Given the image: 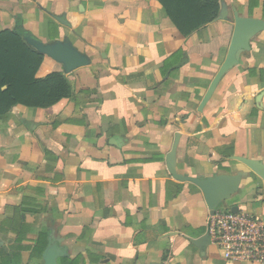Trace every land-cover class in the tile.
Instances as JSON below:
<instances>
[{
	"label": "crops",
	"instance_id": "obj_1",
	"mask_svg": "<svg viewBox=\"0 0 264 264\" xmlns=\"http://www.w3.org/2000/svg\"><path fill=\"white\" fill-rule=\"evenodd\" d=\"M247 19L264 24V0H220L187 37L158 0H0V32L89 61L65 73L43 55L36 77L64 74L71 97L0 117V264L53 247L56 264H234L207 238L202 191L166 161L224 180L216 210L264 218V27L219 74Z\"/></svg>",
	"mask_w": 264,
	"mask_h": 264
},
{
	"label": "trees",
	"instance_id": "obj_2",
	"mask_svg": "<svg viewBox=\"0 0 264 264\" xmlns=\"http://www.w3.org/2000/svg\"><path fill=\"white\" fill-rule=\"evenodd\" d=\"M175 29L187 37L213 22L220 0H158ZM43 55L32 50L21 34L0 32V117L16 107L48 108L71 97L72 89L62 73L37 78Z\"/></svg>",
	"mask_w": 264,
	"mask_h": 264
},
{
	"label": "water",
	"instance_id": "obj_3",
	"mask_svg": "<svg viewBox=\"0 0 264 264\" xmlns=\"http://www.w3.org/2000/svg\"><path fill=\"white\" fill-rule=\"evenodd\" d=\"M264 27V24L259 21L255 20H238L235 22V27L233 29V33L231 36L228 54L224 64L220 69L221 73L229 68L230 66L234 65L235 61V54L239 50H243L247 48L248 41L250 38L257 32L260 31ZM23 40L26 44L35 50L37 53L46 55L56 62L62 64L64 67L65 73L73 72L79 68L85 67L89 64L88 59L81 53H79L75 48L71 46V44L64 40L62 42H56L52 44H44L40 41H37L33 38H30L28 35L23 36ZM170 158L171 155L167 157V168L170 174L179 181H188L194 185H196L203 193L205 202L209 209V215H213L215 213L217 204H218V185L219 182L218 178L213 179H195V178H186L179 176L173 172L171 165H170ZM247 165L252 170L258 172V166L254 163L247 162ZM222 193H227L226 191H222ZM235 211V210H234ZM62 252L55 249L54 247L49 250L45 254L44 264H56V258L61 255Z\"/></svg>",
	"mask_w": 264,
	"mask_h": 264
},
{
	"label": "built area",
	"instance_id": "obj_4",
	"mask_svg": "<svg viewBox=\"0 0 264 264\" xmlns=\"http://www.w3.org/2000/svg\"><path fill=\"white\" fill-rule=\"evenodd\" d=\"M206 234L226 262L264 264V218L239 210H215L207 219Z\"/></svg>",
	"mask_w": 264,
	"mask_h": 264
}]
</instances>
